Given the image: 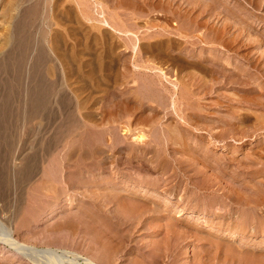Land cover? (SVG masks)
Masks as SVG:
<instances>
[{
	"label": "rangeland",
	"instance_id": "374dc122",
	"mask_svg": "<svg viewBox=\"0 0 264 264\" xmlns=\"http://www.w3.org/2000/svg\"><path fill=\"white\" fill-rule=\"evenodd\" d=\"M12 1L13 0H0V89H2L0 90V94H3L0 95V219L12 227L20 241L27 245H36L42 249L46 245L48 246L47 241L49 236H60L61 234L73 236L78 234L80 239L75 235L77 237L75 241V236H73L74 242L70 243L72 246L64 245V248L69 252L77 251L78 253L87 255L91 253L98 255L103 254L107 250L104 245H107L109 238H111L114 240V250L117 248V250H115L117 253H114L115 259L111 264H250V262L253 264L255 261L256 264H264V126H262L264 125V97H262L264 96V22L262 23V20H264V7L260 8L263 10L257 9V16H260L261 24L259 23V25L256 26L257 30L252 33L253 37L259 38L260 40L257 42L246 40L245 48L238 49L235 47V51L233 49L228 51L226 49L224 50L222 45L216 43H205L203 41L202 43L201 41L198 43L197 39H202L203 37L200 32L197 33L199 35H196L198 38L195 36L194 38L183 39L182 37L176 36L170 32L172 28L176 29L180 26L176 18H165L158 13V11H155V14L153 12L149 14L148 9L144 8L145 11L143 9V12L147 15L141 19L142 25H155L156 28L159 29L169 27L166 33L168 32L170 36L184 41L182 43L183 45H181L182 48L174 51L175 53L178 52V55L180 53H186L183 55L186 56L188 54L186 57L191 58L193 57L192 55H196L201 51L203 55L206 53L211 57L212 53L210 52L214 51V47H212L214 44L217 46V49H215L217 50L216 52L223 54L226 59L229 58L228 61L231 60V62H233L235 59L236 62L237 60V64L241 65L239 69H236L224 58L225 60L220 61V63L224 62V64H226L225 66L227 67L224 70H228L224 72L228 74L221 72L219 74V71L217 72L216 70L212 76L205 74L203 71L198 72V69H191V78L195 77L194 79L192 78L191 81L194 80V82H196L197 78L199 79L197 81L198 86H194V89L196 88L198 90L197 93H201L199 96H202H196V98L194 97L190 100L193 102L200 100L199 102L201 104L196 102V104H198L197 106H200L198 107L199 113L202 112L198 114V130L205 132V135L198 134V142L201 147L199 152L202 154L201 157L204 161V163L203 161L202 163L206 164L203 165L201 162L198 163L197 160H193L195 157L193 153H187L193 157L190 158V156L187 157L186 152L181 153L182 155H178L177 153V158L180 159V161L183 160L180 163L174 162L171 153L172 150L166 148V145L164 147V144L162 145L164 141L162 136V146L159 144L162 149L157 146L159 148L156 149V147V151L149 152L147 155L150 159L149 162H147L146 159L144 160L142 154L138 153V151H132L130 141L136 142L134 139L136 135L144 133L148 136V139L153 136L151 133L149 134L152 130V128L149 130L150 127H153V123L150 121V114L153 112H149L150 107L148 105L151 104L152 106H156V104H159V98L157 97H162L160 93H163L162 88L159 86L163 87V85H160L158 82V75L154 73V71L152 72L148 67L141 66L140 68H136V66H134L135 63L139 61L140 64H142L143 61L144 65L147 62V64L151 62L153 58L151 59L150 57L151 60H149L148 57H146L148 54L145 51L141 49L142 52L138 50L139 53H137L132 49L126 50L124 47L117 46V50H112V52L114 51V53H112L107 47V40L108 42L113 40L115 43H119V45H121V43H126V37L124 35L106 27L100 22L102 19L100 16L104 14L108 17L113 10L112 8L108 9V6L100 7L102 5L99 3L100 6L98 4L96 5L95 0H75L77 4L80 3L77 7L76 4H73L75 2L72 1L71 3L69 0H59L56 7L55 3L57 0H19L18 2L14 0V4H12ZM234 1H231L230 5L233 9L235 8L237 10L236 1ZM62 2L64 3L62 4ZM5 3H7L9 7H6L7 5ZM16 3H18V5ZM90 3H94L98 7L94 4L92 7ZM262 6H264V0ZM5 7L7 9H5ZM59 7H61V9H59ZM86 7L88 9L90 7V13L93 14V16L95 15V17L94 19L92 18V20L85 17L84 23L82 21L81 23H76L72 20L70 22H60L55 17L58 9H65V13L71 16L75 11H81V9ZM8 8L13 11H10ZM56 10L57 12H55ZM29 13H33L34 15L32 16ZM4 14L7 18L4 17ZM20 14H24L23 17ZM224 18L229 19L230 15H224ZM238 18L239 13L236 19ZM55 19L60 23L56 24ZM86 19L88 21H86ZM14 21L16 23H14ZM20 22L21 25H24L25 30L28 29L26 32L24 29L22 30L23 32L18 31L16 30L17 27H14V24L17 26V23L19 25ZM92 24L96 26L93 25L92 27ZM156 28H144L143 30H148V32L143 34L142 30V33H139V35L146 36L151 33L150 31H157ZM238 28L241 29V26H238ZM17 31L22 33L18 34ZM14 32L16 35H22V37L16 36ZM80 32L81 35H86V37L81 36ZM56 33L60 35V37H57L58 35ZM93 33H95V35L99 34L98 36L96 35V41L91 36L94 35ZM108 34L109 36H107ZM61 36L64 37V39L61 38ZM89 36H91L96 43H92L93 40H91ZM27 37H29L30 39H28L31 41H29ZM7 38L10 42H6L8 41ZM15 38H17V40ZM101 38H103V41ZM185 39H187L188 42ZM142 41L145 42L146 39L144 38ZM102 42H104L105 45ZM99 43H101V45ZM23 44L24 46L29 44V48H32L28 50V54H31H27L24 60V72L27 75L25 73V75L23 74L24 78L21 85L22 96L19 97L20 99L18 96H12L15 100L9 101L7 99L8 95L6 94V96L4 93L8 92L7 87H9V85L15 88V85H13L15 84L13 72H11L12 69L11 67L9 68V66H11L10 62L12 64L15 62L16 58L13 54L18 49H21L23 47L21 45ZM66 44L67 46L65 47ZM138 44L139 42H137V45ZM252 44L257 45L254 46ZM100 46L103 47L100 49ZM252 50L255 53L249 54V51ZM208 51L209 53H207ZM236 51L238 55L235 53ZM41 52L43 54L40 55ZM254 55H256L255 58ZM239 56L240 58H238ZM252 56L254 60H252ZM122 58L124 60L125 58H131V62L126 65L127 67L122 65L120 68ZM238 60L240 62L244 61L246 73L247 70H250L247 74H241L240 69L243 67L242 71H244L245 66H243L244 64L242 62V64H240ZM248 60L251 63H249L250 65L248 64ZM6 61H8V64ZM40 61H42V64H40ZM115 61H118V63L120 62L118 68L114 67ZM253 61L256 63L254 64ZM101 63H104V65ZM151 63L154 64V61L152 60ZM6 65L8 66L6 67ZM219 65L221 66V64ZM162 68L167 72L166 74L169 76V80H177L179 83L178 76L189 70L186 69L187 71L184 70L185 72L181 74L173 65H165ZM231 68L240 71H237V74L235 72L234 75H231L229 73L232 71ZM31 69H33V73ZM34 69H37L38 74L35 73L36 71L34 72ZM193 71L196 72V74ZM153 74H155L156 77ZM188 74H190V70ZM193 74L195 76H193ZM216 74L218 77H216ZM30 75H32V77H30ZM40 75L46 83H49L48 86L50 87V91L48 97L52 104H50L49 110L45 108L46 111L43 110L42 114H39V116L38 114H33L36 109H34L35 105H33L35 102L32 104V100H28L29 97L26 96L25 86L30 87L29 85L35 83L34 77H41ZM214 75H216V80L221 77V82H219V84V80H217L216 83L210 81L211 79L215 80ZM32 78H34V80L31 82ZM153 78H156L154 79L156 80L155 86L154 82H151ZM203 79L207 82L209 81L207 90H210V92L205 89L206 87L204 88V85H207V83L205 82V84H203V81H205ZM242 79H244L243 81L245 82L241 83ZM10 80H12L13 83ZM126 80L129 81L127 82ZM201 80L203 81L201 82ZM140 81L143 82V88L145 89L146 87V91L142 88V83ZM191 81L190 83L193 84L194 82ZM199 81L200 84L202 83L201 86L199 85ZM125 82L127 83L125 84ZM150 82L153 84L151 85ZM164 83H167L170 88H173L170 81L167 82V80L164 79ZM149 86L152 87V90L147 88ZM51 87L54 88L53 92H51ZM153 89L154 94L152 95L157 96L156 98H149L152 99V101L149 99L147 101L146 98H143V100L141 99V97H146L145 94H148L149 90L152 92ZM155 90L160 93L155 94ZM140 94L141 96H139ZM150 95L151 93L147 96L149 97ZM115 97H118V100L121 98L118 104L116 103L118 100ZM162 98L160 100L164 103ZM154 99H157L156 103L153 102ZM170 100L167 101L171 103ZM190 100L187 102L182 99V101H184L183 103L180 99L176 103V106H170V108L165 111L169 112L172 111V109L174 111L176 107L178 113L180 112L179 114H182L183 118H189L191 114L189 107L194 104L193 102L191 104ZM84 101H87L86 104ZM142 101H144L147 106L143 105ZM161 101L160 103H162ZM113 102H115V104H113ZM123 102L125 105H123ZM29 103H31L30 106ZM131 104L133 106H131ZM141 106H144L143 110L140 109ZM161 106L158 108V111L155 112L156 116L158 114V116L165 115L163 110L164 106L163 108ZM26 110L28 111L26 112ZM28 112L32 113L33 116ZM147 112H149V115H143ZM64 113L66 114L64 115ZM246 113L252 116L251 122L245 123L240 119L241 115H247ZM147 116L149 117L147 118ZM167 117L169 116L165 115V118L160 117L163 119L160 121L161 125L163 123L168 126L172 118ZM176 117L179 118V121H185L178 115H176ZM224 118H227V121ZM231 118L237 119L233 120L237 123L234 129L233 126L228 124L232 121ZM189 121H192V124L194 122L193 119ZM208 121H210V123ZM216 123L218 124L217 126ZM238 124L241 127L238 126ZM155 125L156 124H154L153 130L156 128ZM170 125H172V123ZM212 128L215 131L217 130L216 132L218 134L215 131L213 132ZM114 130H116L117 136ZM236 130L238 131L236 132ZM225 131L228 132L227 136ZM209 132L214 133L216 137L211 136ZM235 132L239 133L237 135L238 137L234 136L236 135ZM131 135L132 138L130 139ZM149 135L152 136L149 137ZM222 135L224 137H222ZM104 137L106 138L104 139ZM119 138L121 140H119ZM218 142H223L222 144L224 147L218 149ZM121 143H124V146ZM208 143H211L209 146L207 145L209 149H211L209 154H207L205 150H202L205 144ZM112 147L115 149H112ZM168 151L169 153H167ZM160 153L162 155H160ZM135 154L136 156L138 154L141 155L136 157ZM185 155L189 158L186 161H193V164L197 162L193 165L195 166L194 168H197V170L194 169V172L186 168L191 162H185L187 165L183 163L186 159ZM196 157H198L197 154ZM239 159L242 160V163ZM139 160H142L141 163ZM198 171H200V173L196 175L195 172L198 173ZM148 176H152V179ZM155 176L159 177L156 178ZM196 181L198 183H196ZM106 188L107 190L112 188L115 189V193L118 192V194H114L118 199L115 201L113 200L114 203H111L112 205L108 204L110 206L107 205V207L104 205V203H107L106 200L108 199H105L107 194L104 195V193L109 191H106ZM147 188L149 190H147ZM153 190L155 191L152 192ZM138 194L141 195L139 196ZM132 195L138 196L139 198L141 197L139 199L140 201L132 200L130 198ZM116 196L114 198H116ZM259 196L261 198H259ZM152 197H155L157 201L155 199V202L151 200ZM169 197H171V199ZM252 198H256V200ZM120 199L127 203H120ZM170 200H173L171 201L172 205L170 204ZM116 201L118 202L115 204ZM156 202L159 204L156 205ZM250 202H252V204H249ZM127 204L129 208L128 206L125 207ZM108 207L112 208V212L111 210H107ZM103 208L106 209L104 210ZM118 214H120V216ZM112 215L116 216L115 219ZM102 216L104 217L102 218ZM136 216L140 218L138 219ZM251 216L254 217L252 218ZM149 221L151 223H148ZM121 222L122 224H120ZM68 224H73L74 228H68L67 226L64 228L62 227V225ZM107 224L109 225L106 226ZM75 228H77V230ZM93 237H95V239ZM55 246H58V244ZM36 257L33 259L26 256L23 257L22 254L15 255V251L12 250L10 246L0 243V262L3 260L0 264H46L40 263L39 261L50 263V261L47 260V256L43 257L37 255ZM35 258L37 260L36 262L34 261ZM71 258L67 257L64 259L66 264H79V262L76 263V261H74L73 257Z\"/></svg>",
	"mask_w": 264,
	"mask_h": 264
},
{
	"label": "bare ground",
	"instance_id": "6f19581e",
	"mask_svg": "<svg viewBox=\"0 0 264 264\" xmlns=\"http://www.w3.org/2000/svg\"><path fill=\"white\" fill-rule=\"evenodd\" d=\"M5 1V0H4ZM19 0H16V2H18ZM59 0H57L56 1V3H55V7H56V4H58L57 2H58ZM71 3H72V1L73 2H75V0H69ZM94 1V0H93ZM92 1V2H93ZM231 1H234V0H95V2H96V5L99 3V4H101L102 6H100L99 4V6L100 7H105V6H108V9L110 8H112L113 10H112V12H110L111 14L109 15L110 16V18H109V16L107 17L106 15H102V16H100V17H102V19H101V21L100 22H102L106 27H108V28H111V29H113V30H115V31H117V32H119L121 35H124L125 37H126V43H121V45H119V43H115V41H110V39H109V41L110 42H108V40L106 41V44H108V48H109V50L112 52V50H117L116 48H117V46L119 47V46H121V47H124L126 50H128V49H132L134 52H137V53H139V51L138 50H140L141 51V49L143 50V51H145L147 54H148V56H146V57H148V59L149 60H151L152 58V60L154 61V64L153 63H151L152 62V60H151V62L149 63V64H143V61H142V64H140V61L139 62H137V63H135V65L134 66H136V68H140L141 66H145V67H148L150 70H152V72L154 71V73H156L157 75H158V82L160 83V85L162 84L163 85V87H161V86H159L160 88H162V92L163 93H160V92H156V90H155V94H157V93H160L161 95H162V97L161 96H159V97H157V96H153L152 94H154L153 92H154V89H153V91L151 92L150 90H149V92H148V90H147V92H148V94H150L151 93V95L148 97L147 95L148 94H145L146 95V97L144 96V97H141V99L143 100V98H146V100L148 101V99L149 98H151V97H157V98H159L158 99V102H159V104H160V106L162 105V104H164V105H162L161 107L163 108V106H164V108H163V110H164V112H165V115H167V116H169L170 118H172V119H170V121L171 122H169V124H168V126L167 125H164L163 123H162V125L160 124L161 122L160 121H162L163 119V117L165 118V115L164 116H156L155 115V112L156 111H158V108H160V106H159V104H156V106H152L151 104L150 105H148L149 107H150V110L148 109V107H147V109L149 110V112L151 113V112H153L152 114H150L151 116H150V118H151V123H153L152 125H153V127H154V124H156L155 126H156V128H154L155 130H153V127H150V129L149 130H151V128H152V130H151V132H149V134L151 133L152 135H149V137L150 136H152V137H150L149 139L147 138L148 136L147 135H145L144 133H140V134H138V135H136L135 136V140H136V142H132V141H130L131 142V148H132V151L134 150H136V152L138 151V153H141L142 154V158L145 160L146 159V161L147 162H149L150 161V159L148 158V153L149 152H152V151H154L155 150V148L157 147V146H159L160 148H161V146L163 145V147L165 146L166 148H170V150H172L171 151V153H172V158H173V161L174 162H181L180 161V159H178L177 158V156L180 154V155H182L181 153H184V152H186V154L187 153H193L194 155H195V157L193 158V157H191L189 154H187V157L188 156H190V158H193V160L195 159V160H197L198 161V163L199 162H201L202 163V157H201V155L202 154H200V150H201V147H200V145H199V142H198V140H199V136H198V134L200 135H203L205 132H201L200 130H198L199 129V127L197 126L198 125V123H197V121H198V114H201V113H199V111H198V107H200V106H197L198 104H196V102H198L199 104H200V100L199 101H197L196 100V102L194 101H191L190 99H192V98H196V96H199V94H201V93H197V89L195 90L194 89V86H198V83H197V81L199 80L197 77V81L196 82H194V80L193 81H191V79L193 78H191V76H192V70L191 69H198L197 71L199 72V71H203L205 74H208V75H211L212 76V74H214L215 72H216V70H217V72L219 71V74H220V72L221 73H226V72H224V71H226V70H228V69H226V70H224L227 66H225L226 64H224V62H222V63H220V61H223V60H225L226 58H225V56H223V54H220V53H218V52H216L217 50H215V49H217V46H215L214 44V46L212 45V47H214V51H211L210 53H212V56L210 57L209 56V54H206V53H204V55H203V52H198V54H194V55H192L193 57H191V58H188V57H186V56H184L183 54H186V53H183V54H181L180 52V54L178 55L177 53H175L174 51H176L177 49L179 50L180 48H182V46L181 45H183L182 43L184 42L182 39H178V38H176V37H172V36H170L169 34L170 33H166V31L167 30H169V27L168 28H166V27H163L162 29H159V28H156V26L155 25H148V24H143L142 25V22H141V19L142 18H144V17H146V15L147 14H145V12H143V9L144 8H146V9H148V11H149V14L150 13H154L155 11H158V13H160L163 17H165V18H171V17H174V18H176L177 19V21L180 23V26H178V28H172V30H170V32L171 33H173V34H175L176 36H179V37H182L183 39L184 38H194L196 35H199V34H197L198 32H200L201 33V35H203V37H202V39L200 38H198V36H196L198 39V43L201 41V43H202V41L203 42H205V43H207V42H211V43H216V44H218V45H222L223 46V48H224V50L226 49L227 51L228 50H234V48L235 47H237L238 49H242V48H245V42H246V40H250V42H257V41H259L260 39L258 38H255V37H253L252 35V33L255 31V30H257L256 29V26L257 25H259V23H260V16L258 17L257 16V9H259V10H263L264 8V6H262L263 5V0H235L234 2L236 3V8H237V10L234 8H232L231 7ZM42 2V1H41ZM67 2V1H66ZM69 2V3H70ZM105 2V3H104ZM8 3V2H7ZM7 3H5L6 5H7ZM64 2H62V4H63ZM12 4H14V0L12 1ZM17 5H18V3H16ZM20 4V3H19ZM73 4H76V7L78 6V4H80V3H78L77 4V2H75V3H73ZM89 4V3H88ZM91 4V3H90ZM94 4V3H93ZM93 4H91L92 5V7H93ZM106 4V5H105ZM5 5V6H6ZM41 5V4H40ZM72 5V4H71ZM95 5V4H94ZM95 5V6H96ZM245 5V6H244ZM250 5V6H249ZM13 6H15V5H13ZM60 6H62V5H60ZM6 7H9L8 5L6 6ZM5 7V9H7ZM64 7V6H63ZM88 7V6H87ZM84 8V9H81V11H79L80 9H79V7H78V9L79 10H77V12L75 11L74 13H73V15H71V16H68V14H66L65 13V9L62 11V10H59V9H61V7H59V9H58V12H57V10L55 11V12H57V15H55V17L60 21V22H64V21H66V22H70L71 20L72 21H75L76 23H81V21L84 23L85 22V17L86 18H88V19H91L92 20V18L94 19V17H95V15L93 16V14H91L90 13V7H89V9L88 8ZM96 7H98V6H96ZM99 7V8H100ZM263 8V9H260V8ZM70 8V7H69ZM98 8V9H99ZM9 9V8H8ZM57 9V8H56ZM10 11H13V10H11V9H9ZM38 10V9H37ZM67 10V9H66ZM101 10V9H100ZM104 10V9H103ZM235 10V11H234ZM4 11H6V12H8L7 10H4ZM3 11V12H4ZM31 11V10H30ZM62 11V12H61ZM108 11V10H107ZM106 11V12H107ZM144 11H145V9H144ZM264 11V10H263ZM5 12V13H6ZM109 12V11H108ZM10 13V12H9ZM21 13V12H20ZM68 13V12H67ZM94 13V12H93ZM157 13V12H156ZM238 13H239V18L241 19H236L237 18V15H238ZM244 13V14H243ZM3 14V13H2ZM25 14V13H24ZM23 14V15H24ZM30 14V13H29ZM36 14V13H35ZM56 14V13H55ZM99 14H100V12H99ZM107 14V13H106ZM155 14V13H154ZM5 15V14H4ZM20 15H22V14H20ZM23 15H22V17H23ZM30 15H34L33 13L32 14H30ZM224 15H230V18L229 19H225L224 18ZM28 16V15H27ZM83 16H84V19H83ZM97 16V15H96ZM242 16V17H241ZM4 17H6V15L4 16ZM3 17V18H4ZM7 18V17H6ZM17 18V17H16ZM15 19V18H14ZM225 19V20H224ZM234 19H236V20H234ZM243 19V20H242ZM17 20H18V18H17ZM22 20H23V18H22ZM35 20V19H34ZM33 20V21H34ZM57 20V21H58ZM84 20V21H83ZM96 20V19H95ZM99 20H100V18H99ZM232 20V21H231ZM7 21V20H6ZM25 21V20H24ZM39 21V20H38ZM55 21H56V19H55ZM56 21V24L57 23H60V22H57ZM86 21H88L87 19H86ZM244 21V22H243ZM45 22V21H44ZM264 22V20H262V23ZM14 23H16L15 21H14ZM13 23V24H14ZM24 23V22H23ZM37 23V22H36ZM41 23V22H40ZM96 23V22H95ZM12 24V23H11ZM53 24V23H52ZM55 24V25H56ZM261 24V23H260ZM15 26L14 27H17V29L16 30H18V31H22L25 27H24V25H21V22H20V24L18 25V23H17V26H16V24H14ZM62 25V24H61ZM79 25V24H78ZM93 25L94 24H92V27H93ZM98 25V24H97ZM103 25V26H104ZM178 25V24H177ZM94 26H96V25H94ZM238 26H241V29L240 28H238ZM29 27V26H28ZM55 27V26H54ZM58 27V26H57ZM91 27V26H90ZM102 27V26H101ZM101 27H100V29H101ZM59 28V27H58ZM64 28V27H63ZM97 28V27H96ZM98 28H99V25H98ZM107 28V29H108ZM144 28H147V29H150V28H156V30L157 31H154V32H152V31H150L151 33H149L148 35H146V36H144V35H139V33H142V30L144 29ZM161 28V27H160ZM52 29V28H51ZM25 30V29H24ZM28 30V29H27ZM27 30H25V32L27 31ZM61 30H62V28H61ZM17 31V33L18 34H21V33H19ZM95 31V30H94ZM259 31V30H258ZM29 32V31H28ZM31 32V31H30ZM65 32V31H64ZM77 32V31H76ZM111 32V31H110ZM146 32H148V30H143V34L144 33H146ZM114 33V32H113ZM14 34H15V32H14ZM57 34V33H56ZM55 34V35H56ZM79 34V33H78ZM92 34V33H91ZM94 35H91L92 36V38H94V40H95V38L99 35H95V33H93ZM16 35V34H15ZM24 35V34H23ZM28 35V34H27ZM58 35V34H57ZM64 36L66 35V34H63ZM80 35H81V32H80ZM102 35V34H101ZM8 36V35H7ZM16 36H20V37H22V35H16ZM15 36V37H16ZM67 36V35H66ZM81 36H84V35H81ZM88 36V35H87ZM91 36H89L90 37V39L91 40H93L92 38H91ZM107 36H109V34L107 35ZM53 37H54V34H53ZM57 37H60V35H58ZM84 37H86V35L84 36ZM100 37V36H99ZM135 37V38H134ZM205 37V38H204ZM29 37H27V39H28ZM61 38H63L64 39V37H62L61 36ZM117 38V37H116ZM120 38H122V37H120ZM124 38V37H123ZM144 38L146 39V41L145 42H143L142 40H144ZM16 40H17V38H15ZM14 39V40H15ZM30 39V38H29ZM28 39V40H29ZM62 39V40H63ZM83 39H86V38H83ZM88 39V38H87ZM100 39V38H99ZM102 39V41H103V38H101ZM7 40H8V38H7ZM19 40H21V39H19ZM18 40V41H19ZM37 40V39H36ZM94 40H93V42L92 43H96V42H94ZM185 40H187V39H185ZM29 41H31V40H29ZM96 41V40H95ZM123 41H124V39H123ZM136 41V42H135ZM196 41V40H195ZM6 42H10V40H8V41H6ZM27 43H29L28 41H26ZM37 42V41H36ZM68 42V41H67ZM66 42V43H67ZM72 42V41H71ZM80 42V41H79ZM99 42V41H98ZM137 42H139V44L137 45ZM187 42H188V40H187ZM197 42V41H196ZM262 42V41H261ZM25 43V42H24ZM45 43V42H44ZM103 44H104V42H102ZM197 43V44H198ZM15 44V43H14ZM16 44H18V43H16ZM49 44V43H48ZM56 44H58V43H56ZM62 44V43H61ZM100 45H101V43H99ZM210 44V43H209ZM248 44V43H247ZM251 44V43H250ZM33 45V44H32ZM41 45V44H40ZM59 45V44H58ZM64 45V44H63ZM62 45V46H63ZM84 45V44H83ZM93 45V44H92ZM105 45V44H104ZM252 45H254V46H256L255 44H252ZM21 46H23L21 49H18L13 55H15L14 57L16 58L15 59V62L12 64L11 62H10V64H11V66H9V68L11 67V69H12V71L11 72H13V78H14V81H15V84H13V85H15V88L14 87H12V85L10 86L9 85V87H7V89H8V92L7 93H4V95H8V100L9 101H12V100H15L14 98H12V96H14V97H17L18 96V98L19 97H21L22 96V88H21V85H22V83H23V74L25 73L24 72V67H25V59H26V56H27V54H28V50H30L31 48H29L30 46H29V44H27V45H25L24 46V44L23 45H21ZM67 46V44L65 45V47ZM211 46V45H210ZM17 47V46H16ZM88 47V46H87ZM103 47V46H102ZM101 46L99 47L100 49L102 48ZM211 47V48H212ZM247 47H249V46H247ZM15 48V47H14ZM75 48V47H74ZM220 48V47H219ZM218 48V49H219ZM236 48V49H237ZM57 49V48H56ZM69 49V48H68ZM252 49V48H251ZM16 50V49H15ZM40 50V49H39ZM109 50H108V52H109ZM210 50V49H209ZM212 50V49H211ZM245 50V49H244ZM247 50H249V49H247ZM73 51V50H72ZM80 51V50H79ZM102 51V50H101ZM184 51V50H183ZM235 51V50H234ZM233 51V52H234ZM63 52V51H62ZM98 52V51H97ZM104 52V51H103ZM102 52V53H103ZM107 52V51H106ZM142 52V51H141ZM248 52V51H247ZM250 53L249 54H251V53H255L253 50L252 51H249ZM74 53V52H73ZM110 53V52H109ZM112 53H114V51L112 52ZM117 53V52H116ZM195 53V52H194ZM207 53H209V51L207 52ZM235 53H237V55H238V52L236 51ZM262 53V52H261ZM29 54H31V53H29ZM28 54V55H29ZM41 54H43L42 52L40 53V55ZM108 54V53H107ZM119 54V53H118ZM244 54V53H243ZM257 55V54H256ZM256 55H254V58H255V56ZM11 56V55H10ZM104 56V55H103ZM119 56V55H118ZM190 56V55H189ZM194 56H195V58H194ZM39 57V56H38ZM40 57H42V56H40ZM63 57V56H62ZM120 57V56H119ZM150 57H151V59H150ZM234 57V56H233ZM251 57V56H250ZM250 57H247V58H250ZM37 58V57H36ZM43 58V57H42ZM118 58V57H117ZM225 58V59H224ZM228 58V57H227ZM238 58H240V56L238 57ZM244 58V57H243ZM254 58H253V56H252V60H254ZM31 59V58H30ZM229 59V58H228ZM228 59H226L227 61H228ZM231 59V58H230ZM245 59H246V57H245ZM32 60V59H31ZM41 60V59H40ZM116 60V59H115ZM119 60V59H118ZM121 60V59H120ZM240 60V59H239ZM238 60V61H239ZM260 60V59H259ZM12 61H13V58H12ZM82 61V60H81ZM123 61V62H122ZM122 61H121V65H120V62L118 63V61H115V68H118V65H120V68H121V66L122 65H128V63L129 62H131V58L130 59H127V58H125V60L122 58ZM148 61V60H147ZM251 61V60H250ZM257 61V60H256ZM8 61H6V63H7ZM37 62V61H36ZM42 61H40V64H42L41 63ZM243 64H244V61H241ZM240 61H239V63L240 64H242ZM258 62V61H257ZM39 63V62H38ZM86 63V62H85ZM228 63L229 64H232V67L234 66L236 69H239L240 68V66L241 65H238L237 64V60H236V62H235V59H234V61L233 62H231V60L230 61H228ZM250 62H249V60H248V64H249ZM253 63L255 64L256 62L255 61H253ZM3 64V63H2ZM8 64V63H7ZM81 64V63H80ZM101 64H103L104 65V63H101ZM110 64V63H109ZM219 64H221V66L219 65ZM251 64V63H250ZM249 64V65H250ZM263 64V63H262ZM38 65V64H37ZM165 65H173L175 68H177L178 69V71H179V73H183V72H185L184 70H190V74H188V71L187 72H185V73H183L182 75H179L178 76V80L180 81V83L177 81V80H175V81H173V80H169V76H167V72L166 71H164L165 69L164 68H162L163 66H165ZM1 66V65H0ZM8 65H6V67H7ZM33 66V65H32ZM40 66V65H39ZM42 66V65H41ZM109 66V65H108ZM230 66V65H229ZM243 66H245V64L243 65ZM252 66V65H251ZM33 67H35V66H33ZM33 67H31V68H33ZM104 67V66H103ZM124 67V66H123ZM122 67V68H123ZM127 67V66H126ZM170 67V66H169ZM250 67V66H249ZM4 68V67H3ZM2 68V69H3ZM37 68V67H36ZM39 68V67H38ZM114 68V69H115ZM143 68V67H142ZM228 68H230V67H228ZM234 68V69H235ZM242 68L243 67H241V74H247L250 70H247V73L245 72L246 71V66L244 67V71H242ZM27 69V68H26ZM70 69H72V68H70ZM232 69V68H231ZM234 69H232V71H227V72H229L231 75H234L235 74V72H236V74H237V71L239 72L240 70H234ZM249 69H251V68H249ZM32 70V73H33V69H31ZM40 70V69H39ZM108 70V69H107ZM132 70V69H131ZM147 70V69H146ZM159 70V71H158ZM222 70H223V72H222ZM36 71V72H35ZM51 71V70H50ZM71 71V70H70ZM117 71V70H116ZM31 72V71H30ZM34 72L35 73H37V69L35 70L34 69ZM39 72V71H38ZM49 72V71H48ZM128 72H130V71H128ZM144 72V71H143ZM194 72V71H193ZM243 72V73H242ZM252 72V71H251ZM28 73V72H27ZM195 74H196V72H194ZM203 73V74H204ZM26 74V73H25ZM24 74V75H25ZM31 74V73H30ZM38 74V73H37ZM39 74H41V73H39ZM150 74V73H149ZM177 74V73H176ZM187 74V75H186ZM226 74H228V73H226ZM250 74V73H249ZM7 75H9V74H7ZM27 75V74H26ZM122 75V74H121ZM154 76H155V74H153ZM152 75V76H153ZM201 75V74H200ZM217 75V74H216ZM216 75H214V78H215V76ZM34 76V75H33ZM41 76V75H40ZM71 76V75H70ZM133 76H134V73H133ZM151 76V77H152ZM153 76V77H154ZM193 76H195L194 74H193ZM204 76H206V75H204ZM226 76V75H225ZM245 76H247V75H245ZM30 77H32V75H30ZM122 77H123V75H122ZM130 77H132V76H130ZM140 77V76H139ZM156 77V76H155ZM208 77V76H207ZM216 77H218V75L216 76ZM239 77V76H238ZM243 77V76H242ZM35 78V83L34 84H32V85H29L30 87H27V86H25V90H26V96H28L29 98H28V100L30 101V100H32L31 102H32V104L35 102V104H33V105H35V107H34V109H35V111L33 112V111H31V112H33V114H42V112H43V110H45L46 111V109L45 108H49L50 109V104H52V102L50 101V98L48 97L49 95V91H50V87L48 86V84L49 83H46L45 82V80L42 78V76L41 77H37V76H35L34 77ZM34 78H32V80H31V82L34 80ZM36 78H39V79H36ZM45 78V77H44ZM98 78H100V77H98ZM141 78V77H140ZM170 78H172V77H170ZM195 78V77H194ZM193 78V79H194ZM234 78H235V76H234ZM237 78V77H236ZM6 79V78H5ZM101 79V78H100ZM126 79V78H125ZM128 79H129V77H128ZM147 79V78H146ZM154 79H156V78H153V80L151 81V82H154V86H155V83H156V80H154ZM164 79H166L167 80V82H171L172 83V85H173V88H170L169 87V85H167V83L165 84L164 83ZM206 79V78H205ZM205 79H203V80H205ZM220 79H221V77H220ZM220 79H217V80H219L218 81V84H219V82H221L220 81ZM239 79V78H238ZM255 79V78H254ZM13 80V79H12ZM12 80H10V81H12ZM124 80V79H123ZM203 80H201V82L203 81ZM215 80H216V78H215ZM215 80H210L211 82H217V80L215 81ZM244 79H242V81H241V83L242 82H245V81H243ZM9 81V80H8ZM47 81V80H46ZM120 81H122V80H120ZM127 81V80H126ZM129 81V80H128ZM127 81V82H128ZM190 81L191 82H194L193 84H191L190 83ZM228 81V80H227ZM234 81V80H233ZM252 81V80H251ZM259 81V80H258ZM24 82H25V80H24ZM127 82H125V84L127 83ZM141 83H142V88H143V82L142 81H140ZM148 82V81H147ZM150 82V84L152 85L153 83H151ZM157 82V83H158ZM204 83L203 84H205V82L207 83V85L205 84L204 85V88L207 90L208 89V82L205 80V81H203ZM234 82H236V81H234ZM5 83V82H4ZM11 83V82H10ZM12 83H13V81H12ZM117 83V82H116ZM233 83V82H232ZM249 83H251V82H249ZM46 84H47V86H46ZM118 84V83H117ZM149 84V83H148ZM149 84V85H150ZM170 84V83H169ZM181 84V85H180ZM202 84V83H201ZM201 84H200V81H199V85L201 86ZM213 84V83H212ZM221 84V83H220ZM52 85V84H51ZM89 85V84H88ZM122 85V84H121ZM146 85V84H145ZM179 85H180V87H179ZM183 85V86H182ZM241 85V84H240ZM253 85V84H252ZM257 85V84H256ZM1 86V85H0ZM199 86V87H200ZM210 86H211V84H210ZM217 86V85H216ZM245 86V85H244ZM3 87V86H2ZM26 87H27V89H26ZM54 87V86H53ZM141 87V86H140ZM145 87V86H144ZM151 86H149V87H147V88H149V89H151L152 90V87L150 88ZM202 87H203V85H202ZM213 87V86H212ZM92 88V87H91ZM117 88V87H116ZM115 88V89H116ZM159 88V89H160ZM216 88V87H215ZM246 88V87H245ZM6 89V90H7ZM118 89V88H117ZM144 89V88H143ZM199 89V88H198ZM217 89V88H216ZM0 90H2V89H0ZM53 90H54V88H52L51 87V92H53ZM140 90V89H139ZM139 90H138V92H139ZM145 91H146V87H145V89H144ZM201 90V89H200ZM218 90V89H217ZM100 91V90H99ZM116 91V90H115ZM126 91V90H125ZM135 91V90H134ZM159 91V90H158ZM207 91H209L210 92V90H207ZM221 91V90H220ZM244 91V90H243ZM1 92V91H0ZM95 92V91H94ZM93 92V93H94ZM136 92V91H135ZM202 92V91H201ZM219 92V91H218ZM221 93V92H220ZM129 94V93H128ZM132 94V93H131ZM142 94H144V93H142ZM207 94V93H206ZM210 94V93H209ZM0 95H3V94H0ZM6 95V96H7ZM109 95V94H108ZM124 95V94H123ZM134 95V94H133ZM203 95V94H202ZM10 96V97H9ZM118 96V95H117ZM125 96V95H124ZM139 96H141V94L139 95ZM257 96H259V95H257ZM1 97V96H0ZM113 97V96H112ZM131 97V96H130ZM138 97V96H137ZM162 98V100L164 101V103L160 100L161 98ZM199 97H202V96H199ZM250 97V96H249ZM262 97H264V96H262ZM4 98H6V97H4ZM105 98V97H104ZM116 98V97H115ZM118 98V97H117ZM116 98V99H117ZM251 98V97H250ZM258 98H261V97H258ZM1 99V98H0ZM20 99V98H19ZM26 99H27V97H26ZM112 99V98H111ZM121 99V98H120ZM120 99L118 100V102H116L117 104L120 102ZM126 99V98H125ZM133 99V98H132ZM140 99V98H139ZM171 99V100H170ZM181 99V101H182V99H184V100H186L187 102H188V100H190V102H191V104H192V102L194 103V104H192V105H190V109H189V111L191 112V114H190V119H193L194 120V122H193V124L191 123L192 121H189L190 119L189 118H183L182 117V114L180 115L179 113H178V111H177V109H176V107H175V110L173 111V109H172V111H165V110H168V108H170V106H176V103L178 102V100H180ZM248 99V98H247ZM254 99V98H253ZM27 100V101H28ZM73 100V99H72ZM87 100V99H86ZM113 100V99H112ZM128 100V99H127ZM126 100V101H127ZM149 100H151L152 101V99H149ZM170 100L171 101V103L170 102H168V101ZM220 100V99H219ZM249 100V99H248ZM252 100V99H251ZM3 101V100H2ZM18 101V100H17ZM114 101V100H113ZM124 101V100H123ZM139 101V100H138ZM156 101H157V99H154L153 100V102L154 103H156ZM160 101L162 102V103H160ZM180 101V102H181ZM206 101V100H205ZM19 102V101H18ZM64 102V101H63ZM85 102V104H86V102L87 101H84ZM125 102V101H124ZM123 102V103H124ZM157 102V103H158ZM179 102V103H180ZM183 103H184V101H182ZM222 102H224V101H222ZM228 102V101H227ZM252 102H254V101H252ZM251 102V103H252ZM4 103V102H3ZM69 103V102H68ZM67 103V104H68ZM71 103V102H70ZM100 103V102H99ZM110 103V102H109ZM149 103H152V102H149ZM148 103V104H149ZM178 103V104H179ZM25 104V103H24ZM27 104V103H26ZM60 104V103H59ZM101 104V103H100ZM113 104H115V102H113ZM142 104L143 105H145V106H147L146 104H145V102L144 101H142ZM171 104V105H170ZM190 104V103H189ZM229 104V103H228ZM258 104V103H257ZM4 105V104H3ZM20 105V104H19ZM31 105V103H29V106ZM33 105H32V108H33ZM104 105V104H103ZM106 105V104H105ZM123 105H125V103L123 104ZM139 105V104H138ZM141 105V104H140ZM201 105V104H200ZM231 105V104H230ZM6 106H7V103H6ZM131 106H133L132 104H131ZM134 106H135V104H134ZM180 106V105H179ZM186 106V105H185ZM184 106V107H185ZM226 106V105H225ZM254 106V105H253ZM68 107V106H67ZM106 107V106H105ZM8 108H9V106H8ZM16 108V107H15ZM31 108V107H30ZM31 108V109H32ZM52 108V107H51ZM95 108V107H94ZM134 108V107H133ZM143 108H144V106H141V110H143ZM172 108V107H171ZM174 108V107H173ZM178 108V107H177ZM187 108V107H186ZM211 108V107H210ZM234 108V107H233ZM10 109H11V106H10ZM24 109H25V107H24ZM29 109V108H28ZM33 109V110H34ZM48 109V110H49ZM99 109V108H98ZM132 109V108H131ZM138 109H139V106H138ZM204 109V108H203ZM203 109H201V110H203ZM22 110V109H21ZM94 110V109H93ZM147 110V111H148ZM170 110V109H169ZM182 110V109H181ZM199 110H200V108H199ZM205 110V109H204ZM14 111H16V110H14ZM28 110H26V112H27ZM70 111H72V110H70ZM125 111V110H124ZM134 111V110H133ZM132 111V112H133ZM136 111V110H135ZM162 111V110H161ZM211 111H213V110H211ZM9 112H11V111H9ZM114 112V111H113ZM120 112V111H119ZM149 112H147V113H145V114H143V115H149L148 113ZM17 113V112H16ZM28 113H30V112H28ZM45 113V112H44ZM48 113H49V111H48ZM53 113V112H52ZM144 113V112H143ZM161 113V112H160ZM163 113V112H162ZM204 113V112H203ZM209 113V112H208ZM238 113H240V112H238ZM27 114V113H26ZM66 113H64V115H65ZM71 114V113H70ZM110 114H112V113H110ZM115 114H117V113H115ZM127 114V113H126ZM140 114V113H139ZM247 114V113H246ZM20 115V114H19ZM29 115V114H28ZM30 115L31 116H33L32 115V113H30ZM113 115V114H112ZM176 115H178L179 117H181V118H183L185 121L184 122H182V121H179L178 119L179 118H177L176 117ZM216 115H218V114H216ZM40 116V115H39ZM62 116V115H61ZM125 116H127V115H125ZM157 118H156V117ZM221 116V115H220ZM117 117V116H116ZM115 117V118H116ZM123 117V116H122ZM129 117V116H128ZM149 116H147V118H148ZM160 117H162V118H160ZM169 117H167V118H169ZM224 117V116H223ZM229 117V116H228ZM236 117V116H235ZM25 118H26V115H25ZM24 118V119H25ZM111 118H112V120H113V117L111 116ZM119 118V117H118ZM137 118V117H136ZM146 118V117H145ZM237 118V117H236ZM236 118H231L232 119V121H230L228 124H230L231 126H233V129H234V126L237 124V123H235V121H233V120H235ZM5 119V118H4ZM23 119V120H24ZM36 119V118H35ZM34 119V120H35ZM69 119V118H68ZM121 119V118H120ZM225 119V118H224ZM223 119V121L225 122V120L227 119H225L224 120ZM243 122H251L252 121V116L251 115H249V114H247V115H241V118H240ZM254 119V118H253ZM37 120V119H36ZM65 120V119H64ZM76 120V119H75ZM116 120V119H115ZM165 120V119H164ZM237 120V119H236ZM262 120V119H261ZM1 121V120H0ZM66 121V120H65ZM142 121V120H141ZM149 121V122H150ZM227 121V120H226ZM114 122H116V121H114ZM118 122V121H117ZM122 122V121H121ZM125 122V121H124ZM139 122V121H138ZM209 123H210V121H208ZM1 123V122H0ZM21 123V122H20ZM69 123V122H68ZM79 123V122H78ZM109 123V122H108ZM166 123H168V122H166ZM172 123V125H170ZM201 123V122H200ZM199 123V124H200ZM206 123V122H205ZM227 123V122H226ZM74 124V123H73ZM112 124V123H111ZM137 124V123H136ZM138 124H140V123H138ZM143 124H144V122H143ZM160 124V125H159ZM9 125V124H8ZM146 125V124H145ZM164 125V126H163ZM218 124L216 123V126H217ZM221 125V124H220ZM121 126V125H120ZM134 126V125H133ZM150 126V125H149ZM200 126V125H199ZM208 126H210V125H208ZM229 126V125H228ZM230 126V127H231ZM238 126H240L239 124H238ZM237 126V127H238ZM262 126H264V125H262ZM112 127V126H111ZM128 127V126H127ZM147 127V126H146ZM184 127V128H183ZM201 127V126H200ZM202 127H204V126H202ZM210 127H214V126H210ZM209 127V128H210ZM236 127V128H237ZM241 127V126H240ZM259 127H260V125H259ZM65 128V127H64ZM75 128V127H74ZM73 128V129H74ZM117 128V127H116ZM208 128V127H207ZM207 128H206V130H207ZM224 128V127H223ZM264 128V127H263ZM37 129V128H36ZM36 129H35V131H36ZM61 129V128H60ZM72 129V128H71ZM70 129V130H71ZM113 129V128H112ZM114 129H115V127H114ZM123 129V128H122ZM126 129V128H125ZM203 129V128H202ZM227 129H228V127H227ZM238 129H240V128H238ZM260 129H262V128H260ZM63 130V129H62ZM90 130V129H89ZM107 130V129H106ZM117 130V129H116ZM116 130H114V133L116 134L117 132H115ZM129 130V129H128ZM130 130H131V127H130ZM208 130H211V129H208ZM212 130H213V128H212ZM241 130V129H240ZM16 131V130H15ZM74 131V130H73ZM118 131V130H117ZM204 131H205V129H204ZM215 130H213V132H214ZM217 131V130H216ZM215 131V132H216ZM238 130H236V132H237ZM257 131V130H256ZM103 132H105V131H103ZM207 132V131H206ZM235 132V134L236 135H234V136H237L239 133H236ZM113 133V134H114ZM121 133V132H120ZM210 134H211V136H213V137H216L215 136V134L214 133H212V132H209ZM217 133V132H216ZM225 133H227L226 134V136L228 135V132L227 131H225ZM14 134V133H13ZM147 134V133H146ZM209 134V135H210ZM218 134V133H217ZM220 134V133H219ZM232 134H233V132H232ZM119 135H121V134H119ZM126 135V134H125ZM164 135V136H163ZM205 135V134H204ZM221 135V134H220ZM224 135V134H223ZM222 135V137H224ZM231 135V134H230ZM102 136H104V135H102ZM116 136H117V134H116ZM161 136L163 137V143H162V141H161ZM2 137H3V135H2ZM7 137V136H6ZM10 137V136H9ZM127 137H130V136H127ZM229 137V136H228ZM238 137V136H237ZM106 137H104V139H105ZM122 138H124V137H122ZM132 138V135H131V137H130V139ZM219 138V137H218ZM6 139V138H5ZM206 139V138H205ZM215 139V138H214ZM236 139V138H235ZM1 140V139H0ZM88 140V139H87ZM98 140V139H97ZM115 140V139H114ZM119 140H121L120 138H119ZM133 140V139H132ZM228 140V139H227ZM234 140V139H233ZM116 141H117V139H116ZM203 141V140H202ZM214 141V140H213ZM47 142V141H46ZM51 142V141H50ZM118 142V141H117ZM215 142V141H214ZM237 142V141H236ZM92 143V142H91ZM90 143V144H91ZM111 143V142H110ZM127 143V142H126ZM125 143V144H126ZM161 143H162V145H161ZM216 143H217V140H216ZM219 143V145H217L219 148L218 149H220L221 147H224V145L222 144L223 142H218ZM4 144V143H3ZM46 144V143H45ZM51 144H52V142H51ZM89 144V143H88ZM123 146H124V143H121ZM133 144V145H132ZM161 146H160V145ZM211 144V143H210ZM209 143L208 144H205V147L202 149V150H205L206 152H207V154H209V151H211V149H209V145H210ZM120 145V144H119ZM129 145V144H128ZM203 145V144H202ZM201 145V146H202ZM208 145V146H207ZM93 146V145H92ZM116 146V145H115ZM212 146V145H211ZM11 147V146H10ZM106 147V146H105ZM159 147H157L156 149H158ZM212 147H214V146H212ZM211 147V148H212ZM121 148H122V146H121ZM126 148V147H125ZM110 149V148H109ZM112 149H115V148H113L112 147ZM127 149V148H126ZM162 149V148H161ZM217 149V150H218ZM168 150V149H167ZM166 150V151H167ZM212 150H213V148H212ZM88 151V150H87ZM108 151V150H107ZM156 151V150H155ZM165 151V150H164ZM89 152V151H88ZM135 152V153H136ZM180 152V153H179ZM167 153H169V151L167 152ZM177 153H178V155H177ZM213 153V152H212ZM107 154V153H106ZM133 154V153H132ZM131 154V155H132ZM137 154V153H136ZM136 154H135V156H136ZM140 154V155H141ZM154 154V153H153ZM164 154V153H163ZM196 154L198 155V157H196ZM211 154V153H210ZM215 154V153H214ZM229 154V153H228ZM100 155V154H99ZM139 154L137 155V156H140ZM160 155H162L161 153H160ZM177 155V156H176ZM216 155V154H215ZM262 155V154H261ZM72 156V155H71ZM136 156V157H137ZM164 156H165V154H164ZM164 156H163V158H164ZM169 156V155H168ZM184 156V155H183ZM205 156V155H204ZM212 156V155H211ZM248 156V155H247ZM98 157V156H97ZM150 157V156H149ZM171 157V156H170ZM185 157H186V155H185ZM186 157V159L184 160V164H186L185 162H191V163H189L187 166H186V168L189 170V171H192V172H194V169H196L197 170V168H194L195 166H193L195 163H197V162H195L194 164L192 163L193 161H186L187 159H189V158H187ZM101 158V157H100ZM103 158V157H102ZM127 158V157H126ZM160 158H161V156H160ZM182 158V157H181ZM109 159V158H108ZM133 159V158H132ZM203 159H204V157H203ZM244 159V158H243ZM102 160V159H101ZM128 160V159H127ZM126 160V161H127ZM192 160V159H191ZM240 160V159H239ZM125 161V162H126ZM140 161V160H139ZM142 161V160H141ZM141 161H140V163H141ZM152 161V160H151ZM241 161V163H242V160H240ZM146 162V163H147ZM251 162V161H250ZM143 163V162H142ZM182 163V164H183ZM203 163H204V161H203ZM202 163V164H203ZM207 163V162H206ZM244 164V163H243ZM248 164V163H247ZM134 165V164H133ZM141 166H143L142 164H140ZM147 165V164H146ZM203 165H206V164H203ZM210 165V164H209ZM249 165V164H248ZM256 165V164H255ZM184 166V165H183ZM251 166V165H250ZM185 167V166H184ZM198 167V166H197ZM183 168V167H182ZM251 168V167H250ZM249 169V168H248ZM173 170V169H172ZM162 171V170H161ZM202 171V170H201ZM262 172V171H261ZM200 173V171H198V173L197 172H195V174L197 175V174H199ZM202 174V173H201ZM200 174V175H201ZM259 174V173H258ZM163 175V174H162ZM170 175H171V173H170ZM263 175V174H262ZM161 176V175H160ZM165 176V175H164ZM194 176V175H193ZM203 176V175H202ZM110 177V176H109ZM149 177V176H148ZM152 177V176H151ZM151 177H149L150 179H152ZM156 177V176H155ZM157 177H159V176H157ZM156 177V178H157ZM166 178V177H165ZM117 180V179H116ZM153 180H154V178H153ZM171 180V179H170ZM161 181V180H160ZM166 182V181H165ZM251 182V181H250ZM192 183V182H191ZM196 183H198L197 181H196ZM202 183V182H201ZM207 183V182H206ZM156 184H157V182H156ZM169 184V183H168ZM203 184V183H202ZM158 185V184H157ZM197 185V184H196ZM207 185V184H206ZM108 186V185H107ZM159 186V185H158ZM165 186V185H164ZM202 186V185H201ZM155 187V186H154ZM163 187V186H162ZM165 187H168V186H165ZM259 187V186H258ZM144 188V187H143ZM156 188V187H155ZM251 188V187H250ZM153 189V188H152ZM157 189H158V187H157ZM164 189V188H163ZM166 189V188H165ZM217 189V188H216ZM109 190V189H108ZM107 190V188H106V191H108ZM115 189H112V188H110V190L106 193H104V195L105 194H107V197L105 198V199H107L106 200V202L107 203H104V205L107 207V205L108 204H110V205H112L111 203H114V201L115 200H117L118 198H117V196L116 195H114V194H118V192L117 193H115L116 191H114ZM145 190V189H144ZM147 190H149L148 188H147ZM151 190V189H150ZM156 190V189H155ZM155 190H153L152 192H154ZM104 191V190H103ZM160 192V191H159ZM238 192V191H237ZM113 193V194H112ZM257 193V192H256ZM121 194V193H120ZM125 194V193H124ZM155 194V193H154ZM157 194H158V191H157ZM259 194V193H258ZM139 195V194H138ZM141 195V194H140ZM139 195V196H140ZM163 195V194H162ZM166 195V194H165ZM237 195V194H236ZM116 196V198H114ZM119 196V195H118ZM128 196V195H127ZM160 196H161V194H160ZM262 196V195H261ZM253 197H255V196H253ZM130 198L132 199V200H137V201H140L139 199L141 198H139L138 196H135V195H132V196H130ZM160 198V197H159ZM170 199H171V197H169ZM173 198V197H172ZM238 198H239V196H238ZM247 198V197H246ZM259 198H261L260 196H259ZM258 198V199H259ZM105 199H103V200H105ZM125 199V198H124ZM128 200H131V199H129V198H127ZM154 199H155V197L153 198L152 197V199L151 200H153L154 201ZM161 199H163V198H161ZM165 199H166V196H165ZM233 199V198H232ZM248 199V198H247ZM253 199V198H252ZM251 199V200H252ZM264 199V198H263ZM114 200V201H113ZM121 201H123V202H121L120 201V203H122V204H126L127 202H125L124 200H122V199H120ZM126 200V199H125ZM145 200H146V198H145ZM156 200V199H155ZM167 200H169V199H167ZM237 200V199H236ZM249 200V199H248ZM253 200H256V198L255 199H253ZM260 200H262V199H260ZM157 201V200H156ZM171 201H173V200H170V204H171ZM258 201V200H257ZM118 201H116L115 202V204L117 203ZM155 202V201H154ZM159 202V201H158ZM240 202V201H239ZM253 202V201H252ZM252 202H250L249 204H252ZM141 203H142V200H141ZM145 204V203H144ZM157 204H159V203H157L156 202V205ZM247 204V203H246ZM110 205H108V206H110ZM172 205V204H171ZM170 205V206H171ZM245 205V204H244ZM257 205V204H256ZM126 206H128V204L127 205H125V207ZM104 207V206H103ZM111 207H113V206H111ZM192 207V206H191ZM119 208H120V206H119ZM128 208H129V206H128ZM104 209V208H103ZM106 209V208H105ZM104 209V210H105ZM112 208H107V210L108 211H110ZM156 209H157V206H156ZM205 209V208H204ZM255 209V208H254ZM257 209V208H256ZM121 210V209H120ZM201 210V209H200ZM103 211V210H102ZM128 211H129V209H128ZM137 211H138V209H137ZM256 211H258V210H256ZM111 212H112V210H111ZM127 212V211H126ZM120 213H121V211H120ZM133 213V212H132ZM111 214V213H110ZM253 214V213H252ZM119 216H120V214H118ZM130 215V214H129ZM113 216V215H112ZM142 216V215H141ZM260 216V215H259ZM104 216H102V218H103ZM114 217V219H115V217L116 216H113ZM128 217V216H127ZM131 217V216H130ZM136 217H138V216H136ZM252 217V216H251ZM254 217V216H253ZM252 217V218H253ZM134 218V217H133ZM140 217H138V219H139ZM199 218V217H198ZM262 218H263V216H262ZM261 218V219H262ZM126 219V218H125ZM129 219V218H128ZM130 219H132V218H130ZM172 219H174V218H172ZM254 220H255V218H254ZM110 221V220H109ZM109 221H108V223H109ZM114 221V220H113ZM121 221V220H120ZM123 221V220H122ZM251 221V220H250ZM260 221V220H259ZM263 221V220H262ZM261 221V222H262ZM101 222V221H100ZM99 222V223H100ZM102 222H103V220H102ZM264 222V221H263ZM68 223V222H67ZM71 223V222H70ZM84 223V222H83ZM148 223H151L150 221L148 222ZM64 224V223H63ZM103 224V223H102ZM112 224V223H111ZM118 224V223H117ZM120 224H122V222L120 223ZM124 224V223H123ZM223 224V223H222ZM95 225H96V223H95ZM109 224H107L106 226H108ZM142 225V224H141ZM59 226V225H58ZM70 227V228H74V225L73 224H68V225H62V227L64 228V227ZM250 226V225H249ZM61 227V228H62ZM99 227V226H98ZM123 227V226H122ZM218 227V226H217ZM225 227V226H224ZM58 228V227H57ZM56 228V229H57ZM108 228V227H107ZM55 229V228H54ZM76 230H77V228H75ZM99 229V228H98ZM104 229V228H103ZM161 229V228H160ZM87 230V229H86ZM86 230H85V232H86ZM89 230V229H88ZM106 230V229H105ZM108 230V229H107ZM111 230V229H110ZM217 230V229H216ZM219 230V229H218ZM239 230V229H238ZM73 231H75V230H73ZM53 232V231H52ZM55 232V231H54ZM69 232V231H68ZM71 232V231H70ZM97 232V231H96ZM95 232V233H96ZM111 232V231H110ZM76 233V232H75ZM89 233V232H88ZM94 233V232H93ZM114 233V232H113ZM214 233V232H213ZM60 234V233H59ZM68 234V233H67ZM72 234V233H71ZM73 234H74V232H73ZM82 234V233H81ZM90 234V233H89ZM62 235V234H61ZM49 236V239H48V241H47V244H48V246L46 245L44 248H42V249H40V247H37L36 245H27V244H25V243H23V242H21L20 241V239L16 236V234H15V232L13 231V229H12V227L11 226H9L8 224H6L4 221H2V219H0V243L1 244H6V245H8V246H10V248H12V250H14L15 251V255L16 254H22V256L23 257H29V258H33L34 259V257H36L37 255L39 256H43V257H45V256H47L48 258H47V260H49L50 261V263L49 264H66V261H64V259L65 258H67V257H73V259H74V261H76V263H78L79 262V264H111L112 263V261L115 259L114 258V253L116 254L117 253V251L115 252V250H117V248L114 250V240L113 239H111V238H109V240H108V244L107 245H104L105 246V248L107 249L103 254H98V255H95L94 253H91V254H93V255H91V254H89V255H87V254H82V253H78L77 251H71V252H69V251H67V249L66 248H64V245L66 246V245H70V246H72L70 243L71 242H74V240L76 241V239H77V237L75 236V235H77L78 236V234H75V235H73V236H75V238L73 237V236H68V235H62V236ZM91 235V234H90ZM114 235V234H113ZM221 235H222V233H221ZM238 235V234H237ZM95 236V235H94ZM107 236V235H106ZM109 236V235H108ZM110 236H112V235H110ZM80 236H78V238H79ZM83 237V236H82ZM96 237V236H95ZM95 237H93L94 239H95ZM114 237V236H113ZM226 237V236H225ZM231 237V236H230ZM73 238H74V240H73ZM116 238V237H115ZM227 238V237H226ZM80 239V238H79ZM85 239V238H84ZM119 239V238H118ZM117 239V240H118ZM234 239V238H233ZM69 240H71V241H69ZM121 240V239H120ZM241 240V239H240ZM76 243V242H75ZM241 243V242H240ZM56 244H58V246H55ZM259 244V243H258ZM59 245H61V246H59ZM63 245V246H62ZM254 246V245H253ZM109 247V248H108ZM71 248V247H70ZM75 248V247H74ZM111 248V249H110ZM259 248V247H258ZM114 250V252H113V250ZM69 250V249H68ZM231 250V249H230ZM73 252V253H72ZM87 252H89V251H87ZM235 252V251H234ZM95 253H97V252H95ZM8 257V256H7ZM117 257V256H116ZM11 258V257H10ZM37 258V257H36ZM36 258H35V262L37 261L36 260ZM39 258H41V257H39ZM251 258H252V256H251ZM72 259V258H71ZM242 259V258H241ZM1 260V259H0ZM3 261V260H2ZM1 261V262H2ZM250 261V260H249ZM0 262V263H1ZM11 262V261H10ZM40 263H46V264H48L46 261H44V262H42V261H39ZM38 262V263H39ZM115 262V261H114ZM113 262V263H114ZM256 262V261H255ZM255 262H253V264L255 263ZM261 262V261H260ZM8 263V262H7ZM134 263V262H133ZM258 263V262H257ZM262 263V262H261ZM5 264V263H4ZM9 264V263H8ZM250 264H251V262H250ZM256 264V263H255Z\"/></svg>",
	"mask_w": 264,
	"mask_h": 264
}]
</instances>
